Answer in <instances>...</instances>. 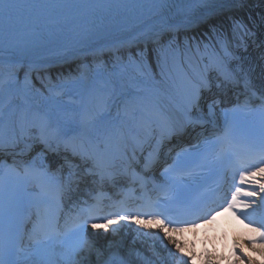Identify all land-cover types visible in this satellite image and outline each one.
<instances>
[{
  "label": "snow or ice",
  "instance_id": "6c2138e0",
  "mask_svg": "<svg viewBox=\"0 0 264 264\" xmlns=\"http://www.w3.org/2000/svg\"><path fill=\"white\" fill-rule=\"evenodd\" d=\"M227 3L239 11L245 9L250 0H227ZM255 6H264V0H256ZM157 10L155 4L145 7L141 0H0V34L5 37V50L0 51V55L8 56L9 64L20 63L12 58L23 54L43 27L50 33L56 27H76L92 35L103 33L109 27L129 31L125 39L104 45L111 50V71L107 70L108 61L98 62L106 66L108 78L103 81L102 90L93 89L94 110L78 124L64 130L53 129L46 118H39V112L30 118L28 107L21 109L14 120L5 119L7 114L0 110V218L22 209L25 204L34 207L36 218L28 230L29 240L35 250L59 243L60 264H125L114 254L106 255L86 238L89 221L82 217L90 216L92 206L80 208L69 224V219L62 215L65 201H72L80 185L89 180L102 189L118 175L137 178L134 166L147 172L158 161L162 146L189 134V130L199 128L197 136L205 146L218 144L220 158H225L232 150L237 157L243 152L264 165V139L236 149L231 134V121L237 114H255L264 123V65L254 77L256 65L245 69L242 58L235 52L237 48L247 50L245 37H254L256 33L243 18L233 16L230 34L211 25L210 33L200 39L184 37L181 40L174 34L180 30L177 26L144 20L146 13L151 15ZM258 15L264 23V11ZM247 18L252 21L250 14ZM233 41L236 42L230 50ZM258 46L264 47V39ZM232 60L239 62L233 66ZM260 60L264 61V52ZM28 81L26 73L25 90ZM229 96L230 106L224 107ZM164 98L174 112L162 105ZM221 117L223 134H207L204 126L211 123L214 128L220 127ZM37 145L41 147L37 149ZM48 152L61 156L55 168L43 158ZM21 156H28L29 161L18 163L17 157ZM8 158L12 159V164L7 162ZM177 162L179 164L180 154H177ZM9 173L19 177L20 191L10 190L6 179ZM238 184L251 185L258 191H245L236 186L227 203V208L234 212L252 207L251 203L242 201L241 196L255 197L264 193V166L239 170ZM29 185H35L38 191L29 193ZM87 194L99 199L102 192L88 189ZM84 204L87 205V200ZM215 215L216 211L210 210L204 223H210ZM28 218L31 219V215ZM148 219L161 225L163 238L180 253L185 249L172 232L200 226L187 224L169 230V225L164 224L159 215L151 214ZM122 220L137 225L143 223L138 214H119L106 218L104 223L93 222L91 227L108 231L111 225ZM69 234L73 243L65 247ZM259 242L264 245V232H260ZM12 255L5 247L0 229V264H17ZM27 258L25 252L23 259Z\"/></svg>",
  "mask_w": 264,
  "mask_h": 264
},
{
  "label": "bare ground",
  "instance_id": "6f19581e",
  "mask_svg": "<svg viewBox=\"0 0 264 264\" xmlns=\"http://www.w3.org/2000/svg\"><path fill=\"white\" fill-rule=\"evenodd\" d=\"M252 1L254 0H250L246 8L239 11L232 8L226 1L206 13L174 24L180 29L178 32L174 31V34L178 35L181 40L184 37L200 39L207 31H210L211 25H216L230 34L233 16L243 18L247 24L249 23L247 18L249 14L252 19L256 20L257 9L252 5ZM165 13L162 11L145 21L159 20ZM251 26L254 31L253 28L256 26ZM128 35L129 31L122 30L74 52L48 58L44 64H36L31 67L9 64L7 63L9 57L0 55V70L2 72V76L0 75V110L7 114L5 119H17L20 110L28 107L30 108V118L37 112L40 115L43 112L48 114L53 129L64 130L78 124L86 114L94 110L93 89L99 91L94 84H89L90 89L84 98L75 97L72 94L62 101L58 99L59 107L54 106L51 101H46V97L39 99L40 104L39 101L35 102L29 98L28 91L31 89L44 90L47 85L56 82L59 77L76 79L81 73L83 78L91 80L95 76L93 68L104 65L98 62L108 61L107 70L111 71V50L104 45H111L125 39ZM235 42L230 44V50ZM217 51H220L218 47ZM235 52L242 58L245 69L256 65L253 76H258L261 64L251 53L243 48H237ZM238 62L230 61L232 65H236ZM26 73L29 74L27 90H25ZM79 99L84 100V105H87L85 113H82L81 105L77 104ZM161 103L163 106L166 103L168 106H172L167 98L162 99ZM145 224L147 227L144 226ZM160 227L161 225L156 222L143 221L141 225H137L134 222L122 220L119 224L111 225L108 231H104L103 228L93 229L91 227L87 239L96 248L104 251L106 255L114 254L125 264H241V262L242 264H264V245L247 243V240L253 238L257 232L253 229L236 230L235 249L222 248L211 241L208 252H204L202 243L194 241V230L172 232L174 239L185 249L184 253H180L167 238H163L164 234L160 231ZM60 251L59 248L46 250L44 259H30L24 264H60Z\"/></svg>",
  "mask_w": 264,
  "mask_h": 264
},
{
  "label": "rangeland",
  "instance_id": "374dc122",
  "mask_svg": "<svg viewBox=\"0 0 264 264\" xmlns=\"http://www.w3.org/2000/svg\"><path fill=\"white\" fill-rule=\"evenodd\" d=\"M0 75L2 76V72L0 70ZM100 76L104 77L105 79H107V72L104 70L103 72L99 73ZM95 78L91 79V82H88L86 79L78 77L76 79H74L73 81H68L66 83H63L62 81L58 82L57 85L53 86H48L45 88V92L47 94H50V97L46 98V101H51L54 106L59 107L60 104L55 100L54 98V94L52 92V89H65L67 88L68 91H70L69 93H76L77 95H83L88 89H89V83H94L95 82ZM56 87V88H54ZM103 86H99V89L102 90ZM72 91V92H71ZM28 95L30 96V98H32L35 101H38L41 97L46 96L44 92H40V91H34L31 90L28 92ZM81 97V96H80ZM78 102V101H77ZM81 104V101H79ZM39 103H41L39 101Z\"/></svg>",
  "mask_w": 264,
  "mask_h": 264
}]
</instances>
